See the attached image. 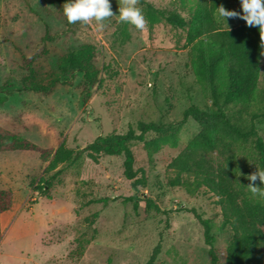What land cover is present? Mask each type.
<instances>
[{"label":"rangeland","instance_id":"374dc122","mask_svg":"<svg viewBox=\"0 0 264 264\" xmlns=\"http://www.w3.org/2000/svg\"><path fill=\"white\" fill-rule=\"evenodd\" d=\"M149 1L187 16L193 7V0ZM64 2L0 0L1 126L42 147H56L62 141L83 147L100 134L136 127L140 119L175 120L190 103L209 102L197 78L195 49L187 44L186 28L164 19L151 26L145 18L144 28L137 29L119 19L122 0H110L113 15L98 30L95 21L69 23ZM137 5L144 14L143 4L137 0ZM223 6L242 12L240 0ZM216 18L224 27L246 22L239 15ZM46 32L57 35L44 41ZM86 44L100 68V80L93 86L85 88L83 72L77 70L49 92L22 88L25 56L42 51L33 65L37 78L49 81L61 56ZM258 126L264 136V120ZM198 130L199 124L189 117L177 143L162 145L152 158L142 141H133L135 166L143 167L147 178L146 185L139 186L136 210L131 201L123 200L136 192L124 174L123 154H102L98 161L86 157L79 169L63 166L42 190L39 186L56 169L51 157L43 158L37 150L0 151V187L14 193L12 206L1 214L0 264H144L159 240L156 264H209L203 225L192 212L179 208L195 206L212 219L217 247L225 248L233 231L221 228L220 207L211 193L202 189L191 193L183 185L169 184L175 175L171 160ZM204 154L217 164L226 161L220 147ZM239 172L234 173L238 186ZM94 196L111 199L106 205H81ZM144 196L159 209L147 208Z\"/></svg>","mask_w":264,"mask_h":264},{"label":"trees","instance_id":"16d2710c","mask_svg":"<svg viewBox=\"0 0 264 264\" xmlns=\"http://www.w3.org/2000/svg\"><path fill=\"white\" fill-rule=\"evenodd\" d=\"M138 1L143 4L144 16L151 26L164 19L173 26L187 29V44H193L195 49L193 64L197 78L209 102L205 106L190 103L183 109L182 117L175 120L140 119L136 127L129 126L125 132L100 134L83 147L67 146L63 141L56 147H42L0 125V151L37 150L41 157H51V167L56 169L39 186L42 190L50 186L63 166L79 169L86 157L98 161L102 154H123L124 174L132 180L136 191L123 200L131 201L136 210L141 200L139 186L146 185L147 178L145 169L135 166L133 141H142L148 157L152 158L162 145L177 143L183 124L191 117L199 124V130L171 160L175 175L169 179V184L183 185L191 193L202 189L215 196L214 202L219 205L222 216L221 228L229 226L233 231L229 244L223 249L214 244L212 219L195 206L179 209L192 212L203 225L204 239L209 245V264H264V199L244 190L249 183L264 187L259 178L254 182L247 179L248 174L257 171V166L264 169V136L258 126L264 120L263 45L259 26L246 22L222 26L214 10L228 0H193L189 16L177 8L158 7L149 0ZM56 35L46 32L43 40H52ZM41 55L42 51H37L24 57L26 73L22 88L49 92L77 70L83 72L85 88L100 80V68L92 62L93 50L89 44L65 52L49 81L36 76L33 63ZM151 133L153 136L148 137ZM218 147L225 154L224 164H217L204 154ZM237 169L240 170L239 186L234 175ZM110 199L94 196L81 205L95 202L106 205ZM143 199L147 208L159 209L151 197ZM13 201V190L0 187V238L1 214ZM161 247L159 240L144 264H156Z\"/></svg>","mask_w":264,"mask_h":264},{"label":"clouds","instance_id":"9594fccd","mask_svg":"<svg viewBox=\"0 0 264 264\" xmlns=\"http://www.w3.org/2000/svg\"><path fill=\"white\" fill-rule=\"evenodd\" d=\"M242 12L233 9H227L222 4L216 6L214 15L226 20L227 17L241 16L248 25H258L261 36V44L264 45V0H240ZM63 13L69 23L79 21L82 24H90L95 21L94 27L102 29L105 18L113 15L110 0H65L63 4ZM119 19L137 29H143L145 26V17L142 9L137 5V0H122V6L119 7ZM257 178L264 183V169L257 166V171L248 174L249 181H256ZM248 190L264 199V187L249 183Z\"/></svg>","mask_w":264,"mask_h":264}]
</instances>
